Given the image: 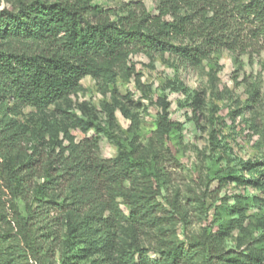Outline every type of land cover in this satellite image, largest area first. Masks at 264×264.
<instances>
[{"label":"trees","instance_id":"1","mask_svg":"<svg viewBox=\"0 0 264 264\" xmlns=\"http://www.w3.org/2000/svg\"><path fill=\"white\" fill-rule=\"evenodd\" d=\"M96 1L15 0L12 8L0 10V195L9 196L11 222L16 230L15 241L9 248L14 264H52L45 242L54 234H39L40 229L52 227V211H57L58 217L65 215L63 221L70 237L80 240L89 251L111 253L121 222L130 220L141 226L157 227L158 214L165 211V206L157 199L161 195L159 189L155 195H141L126 186L138 173L145 174L149 183L156 185L154 188L160 186L158 174L135 146L137 124L133 119L130 148L121 147L115 159L101 155V139H117L111 128L77 122L76 127L85 132L94 130L95 136L77 142L65 132L68 145L61 144L56 161L38 175L27 167L31 162L21 166L8 163L29 135L11 117L13 113L24 108L43 112L79 91L87 77L93 78L99 88L128 79L135 74L131 60L139 54H171L201 66L224 51L233 54L238 62L240 57L264 51V0H155L156 14L141 2L105 8ZM175 125L165 106L157 121L158 133L168 138ZM210 145L213 150L221 147L214 131ZM239 165L252 171L261 164L237 160L236 166ZM217 174L220 183L226 181L228 172ZM36 177L43 182L32 184ZM236 179L246 181L241 175ZM208 197L213 198L212 192ZM119 199L128 207L130 219L121 210ZM21 201L27 204V214L21 210ZM251 201L256 206L262 203L258 197ZM204 203L201 206L209 214L216 209L218 199L209 207ZM136 230L135 226L131 228L132 239ZM148 253L143 249L119 253L118 261H238L222 253L218 237L209 229L188 247L171 244L158 252L155 259ZM244 259L245 264H264L255 255Z\"/></svg>","mask_w":264,"mask_h":264},{"label":"rangeland","instance_id":"2","mask_svg":"<svg viewBox=\"0 0 264 264\" xmlns=\"http://www.w3.org/2000/svg\"><path fill=\"white\" fill-rule=\"evenodd\" d=\"M14 1L0 0V10L12 8ZM129 2H141L156 14L155 0L96 1L105 8ZM131 65L135 74L119 79L115 85L99 88L93 78L87 77L79 91L45 111L24 108L11 115L29 134L9 157L8 163L13 166L31 162L27 167L40 175L45 166L56 161L60 145H68L65 132L77 142L95 136L94 130L85 132L76 127L77 122L111 128L117 139L102 138L101 155L115 159L121 147L130 148L133 119L137 124L135 146L159 176L158 188L143 173L134 175L126 186L141 195H155L160 190L157 199L165 206V211L158 214L160 224L149 227L130 220L121 222L111 253L89 251L80 240L70 237L65 215L58 217L60 214L52 211V227L39 231L40 235L49 231L54 234L45 242L51 263L120 264L119 253H136L138 249L148 251V256L155 259L171 244L188 247L200 240L205 229L218 237L222 253L238 260L221 264H245L248 255L264 263V51L240 57L239 62L224 51L201 66L171 54H139L132 58ZM165 106L169 119L176 124L168 138L157 131ZM212 131L221 144L215 150L210 145ZM237 160L261 165L248 171L244 165L236 166ZM218 172H228L225 182L216 179ZM240 175L246 181L237 180ZM38 177L32 184L43 182ZM211 192L213 198L208 197ZM253 197L262 200L260 206L253 204ZM215 198L216 209L207 214L201 204L209 207ZM8 200L9 196L0 195V264H14L9 248L16 230ZM118 202L130 219L128 207L121 199ZM20 206L27 214V204L21 201ZM134 226L137 233L132 239ZM183 264L203 262L199 258Z\"/></svg>","mask_w":264,"mask_h":264}]
</instances>
